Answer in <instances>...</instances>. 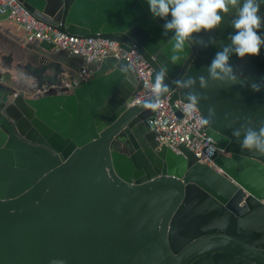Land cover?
Segmentation results:
<instances>
[{
	"label": "water",
	"instance_id": "95a60500",
	"mask_svg": "<svg viewBox=\"0 0 264 264\" xmlns=\"http://www.w3.org/2000/svg\"><path fill=\"white\" fill-rule=\"evenodd\" d=\"M19 1L64 33L137 50L153 81L171 54L165 21L147 0ZM231 19L199 34L206 47L193 43L169 64V82L207 76L235 34ZM14 50L0 59L9 69L0 72V264H264V155L232 135L242 124L264 125V89L197 83L207 97L201 116L209 107L216 113L202 132L227 154L215 153L216 169L184 145L180 154L160 146L147 123L152 110L131 106L142 82L124 58L87 65L93 74L81 82V54L40 41ZM230 63L264 83V47ZM15 69L37 87L17 84ZM185 91L173 86L164 97L180 118L175 103H185Z\"/></svg>",
	"mask_w": 264,
	"mask_h": 264
},
{
	"label": "clouds",
	"instance_id": "9594fccd",
	"mask_svg": "<svg viewBox=\"0 0 264 264\" xmlns=\"http://www.w3.org/2000/svg\"><path fill=\"white\" fill-rule=\"evenodd\" d=\"M147 3L153 17L165 21L163 34L168 37L166 43L170 46L171 54L167 62L162 63L156 71L151 96L141 101L143 108L153 111L160 108L163 98L170 94L173 86L186 90L184 110L188 114L198 111L201 100L207 98L202 92L195 90L197 83L203 90L209 87V81L250 87L254 92L264 89V83L244 76L243 72H238L237 67L230 63L233 55L241 59L260 55L264 37L258 33L264 28V15L261 14L264 0H147ZM225 17H232L230 26L235 29V34L229 36V44L221 45V50L207 68V76L180 77L169 82V64H179L182 54L193 43L206 47L207 44L199 34L213 33L221 28ZM210 40L212 44L217 43L214 36ZM122 70L127 72L131 67L125 65ZM5 71L9 69L0 66V72ZM11 76L17 84L30 89L37 87L36 78L23 69L11 70ZM215 115V109L209 107L207 116L200 120L201 125L211 126ZM250 125L251 122L242 124L233 130L232 135L238 139L241 149L255 150L264 155V125L258 128Z\"/></svg>",
	"mask_w": 264,
	"mask_h": 264
},
{
	"label": "built area",
	"instance_id": "2783aa9c",
	"mask_svg": "<svg viewBox=\"0 0 264 264\" xmlns=\"http://www.w3.org/2000/svg\"><path fill=\"white\" fill-rule=\"evenodd\" d=\"M0 16L17 25L24 32L27 43L49 42L57 50H68L70 53L81 54L86 65L81 72V82L87 81L93 74L87 65L101 61L108 55L124 58L133 66L142 82V88L136 93L131 106L139 105L144 99L150 98L154 70L137 50L125 51L121 48V44L115 40L99 37H75L64 33L37 19L23 7L19 0H0ZM81 82L75 81L74 83L80 85ZM175 105L181 112L182 118L173 111L169 104V97H166L163 99L161 107L155 111L152 110V115L147 119L148 125L157 134L160 146H166L180 154L179 146L184 145L199 162L217 169L212 159L213 156L215 153L227 154L218 150L212 139L207 138L202 132L200 112L186 113L185 103L180 101Z\"/></svg>",
	"mask_w": 264,
	"mask_h": 264
},
{
	"label": "crops",
	"instance_id": "0c3cea01",
	"mask_svg": "<svg viewBox=\"0 0 264 264\" xmlns=\"http://www.w3.org/2000/svg\"><path fill=\"white\" fill-rule=\"evenodd\" d=\"M26 43L24 32L17 25L0 16V59L14 54V49H22Z\"/></svg>",
	"mask_w": 264,
	"mask_h": 264
}]
</instances>
